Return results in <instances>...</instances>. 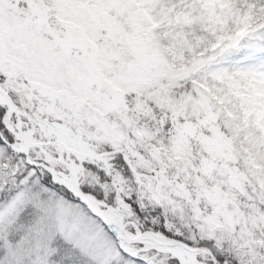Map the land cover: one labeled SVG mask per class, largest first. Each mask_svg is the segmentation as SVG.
<instances>
[{
    "label": "snow or ice",
    "instance_id": "snow-or-ice-1",
    "mask_svg": "<svg viewBox=\"0 0 264 264\" xmlns=\"http://www.w3.org/2000/svg\"><path fill=\"white\" fill-rule=\"evenodd\" d=\"M0 264H264V0H0Z\"/></svg>",
    "mask_w": 264,
    "mask_h": 264
}]
</instances>
